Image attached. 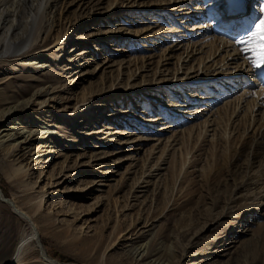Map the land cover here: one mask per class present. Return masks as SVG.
<instances>
[{"label":"rangeland","instance_id":"374dc122","mask_svg":"<svg viewBox=\"0 0 264 264\" xmlns=\"http://www.w3.org/2000/svg\"><path fill=\"white\" fill-rule=\"evenodd\" d=\"M215 1L51 0L42 13L43 0H33L36 21L23 5L15 35L21 48L33 47L3 58L11 63L0 66V89L12 96L50 87L48 105L20 117L30 128L42 114L41 128L51 132L19 148L16 158L0 147V188L6 200L33 211L34 194L26 195L24 184L36 183L34 193L46 186L33 219L60 264H264V143L259 149L255 141V131H264V105L253 117L248 109L263 97L255 84L261 69L245 71L232 48L207 59L221 42L212 31L222 8ZM254 2L250 11L264 7V0ZM225 25L222 34L230 32L252 57L244 27ZM26 55L34 60L24 62ZM239 70L234 86L224 84L231 95L222 97V88L211 106L190 108L188 116L198 109V119L180 124L174 116L177 126L168 119L145 131L158 109L180 105L182 95L210 93L206 85L186 86ZM148 99L156 103L150 114ZM239 100L243 108L235 111ZM26 228L0 201V256ZM146 244L148 254L136 260ZM30 245L22 264H43Z\"/></svg>","mask_w":264,"mask_h":264},{"label":"bare ground","instance_id":"6f19581e","mask_svg":"<svg viewBox=\"0 0 264 264\" xmlns=\"http://www.w3.org/2000/svg\"><path fill=\"white\" fill-rule=\"evenodd\" d=\"M50 1L51 0H43L42 2L43 5H41L42 13L43 12L46 13L48 9L47 7L51 5ZM226 1L227 0H216L215 1L218 3L217 5L222 6V8H221L220 16L216 20V24H215L216 29H213L212 31L214 32L216 37L218 36V39L217 38L216 39L218 41L220 40L221 42L217 46L218 49H216L215 53H211L207 59L211 58L212 56H216L218 51L221 50L222 48L226 50H228L229 48H232L231 51L236 55V57H240V59H243L242 63L247 64L245 71L246 69H248L249 72L255 71L253 70L254 61L256 59L255 51L251 52L253 54L252 57L245 58L244 52L236 46L237 44H234L232 43V41H230V36H229L230 32H228L227 34L226 33L222 34L223 27L221 28L220 26H224L225 24H226L225 26L229 25V27H227L226 29H229V31L234 29L237 32H240L241 29L244 27L243 31L244 32L247 31L248 36H249L251 32L255 30L256 24H258L261 19H264V7L262 6L260 9H255V10L253 9V11L252 10L250 11L249 9L250 7L256 8L255 2L254 0H246L247 5L245 8L243 6V9L239 11L240 12L239 16L236 19L235 18L231 19L228 17L227 10H225ZM4 2L6 3V5L0 10V66H6L11 63V61L4 60L3 58L9 59L15 56L20 57L21 55L24 54L20 52L24 51V49L26 51H29L33 47V45H30L27 48L26 47L21 48V44L23 43V40L21 39L20 36L15 35V33H17L20 28L19 16L23 11V8H22L23 5H27L26 6L27 8L25 11H31V13L33 14L32 21H36L35 19L36 13L34 9L33 0H5ZM232 9L235 10L234 8ZM51 14L54 15V11ZM261 15L262 17L259 18ZM205 16H207L208 18L210 16L209 12H207ZM9 23L10 25H8ZM37 37L38 38L36 39L39 40L40 35H38ZM250 45H251L250 49H252L254 45L252 43H250ZM225 53L227 55L226 60L228 59L229 61L235 60L232 58L233 53L231 54L229 51H226ZM32 57L33 55H26L25 57L22 58V60L26 63H29V62H32V60H34ZM204 62L200 61L199 65L201 66L202 63ZM226 65H228V62L224 66ZM260 69H261L259 72L260 74L258 73L259 76L257 77L258 78L257 81L255 80V84L258 83L259 85H262L264 87V67H261ZM236 73H240V70L229 73L230 76L223 78V79L218 78L219 76L215 78V76L211 75L210 77H213L211 79L203 80L200 83L198 82L197 84H191V85L186 86L187 88L186 92H189V91H200V90L203 91L204 86L202 85H206L207 86L206 88L210 91V93L207 92L206 94H203L200 96L199 92H194L193 94L194 97L191 100L188 99L184 95H182L181 97L179 96L180 97L179 101L181 102V104L180 105L176 104L175 106H168V107L165 106L163 108L158 109L159 114L157 116L153 117V119H150V120L147 119L149 120V121H146L148 127H144L145 131L146 129L147 130L149 129V126L150 127L153 126L155 122L156 123L158 121L165 122L168 119H171L170 121H173L171 122V124H175V126H177V122H174V118H175L174 116H177L176 120L180 121L181 122L180 124H182L185 120L190 121L192 117H194L195 120L198 119L200 116L199 115L200 112L198 111V109L196 110L197 112H195L194 114H190V116H188V113H190V108L195 107L193 106V105H196L195 103H207L208 104L206 105L207 107L211 106V104L213 103L212 101L218 100V97H215V93L219 92V89H222V88H225V90L220 91V93L223 92L222 97L223 96L228 97L229 95H231L230 93L232 90L230 91L229 89L227 90L228 92H226V85L224 84L227 82V83H231V85L234 86L233 82H236V80H238L236 78H238L239 76ZM5 83L7 84V82ZM180 87H185V86L181 84ZM7 93L8 92H6L5 90L0 89V147L7 148L9 152L8 154L16 158L19 154L17 150L19 148L23 149V147H27V145H30L34 138H39L40 140H42L48 137L49 139L51 128L47 126L44 128H41V126L43 125V123L41 122L43 121L42 114L39 115L38 120L35 123V126L30 127V128L27 127V123L23 120V118L20 117V115L23 112H28L29 110L33 109L35 106H47L48 101H49L48 96L51 95V91H50V87L47 88L45 86H42L40 88H36L32 90L28 94L21 90L15 91L12 96H8ZM261 96H263L261 100L258 101V99L256 98L253 104L251 105V108H248L252 111V114H251L252 117L254 116V113H256L255 112L256 108H260L264 105V91L258 95V97H261ZM153 97L154 96H152L151 99ZM151 99H148V100L151 102ZM193 99H196L197 101L193 102L194 101ZM240 100H239V104L236 107L235 111H240L243 108V106L240 107ZM154 104L156 103L151 102L150 103L151 108L149 109L146 108V111L144 113H146L148 110H149L148 111L149 114H150V111H154ZM43 110L44 108H42V111ZM83 111H85L84 115L87 117H90L92 115L89 112V109L87 108L84 109ZM206 126L207 124L205 123V127ZM209 126H210V123H208V127ZM169 127L172 128L173 125H169ZM159 134L162 135L164 133L159 132ZM255 134H256L255 136L256 137L255 138L256 148L260 149V147H262L264 143V131H262V129H258L255 131ZM43 141L44 140H42L41 142ZM52 152H54L53 147H52L51 153ZM255 156H258V155L254 153V157ZM16 171L18 173H23L25 171V167L20 166L16 169ZM249 182L251 181L249 180ZM36 185H37L36 183L24 184V187H25L24 192H26L25 194L26 195L34 194L33 196L30 197V200L32 201L31 205L33 209V211L30 210L32 211L31 213L30 211H26L23 208V206L17 202L15 198L6 200L2 192V189L0 188V201L4 205L6 206L8 205L13 210V212L21 219V221L26 224V227L29 228L28 231L26 230L28 228H26L23 231L13 251L5 252L0 256V264H22L26 259H28V257L30 256V253H32L31 247H30L32 240L35 244V247L39 249V253L43 260V264H60L58 261L52 259L47 254L46 249L43 246L42 241L40 239V236L37 230V224L34 222V219H33L34 214L38 213L43 208L46 196L48 194L46 191H44L46 186H44L42 192L34 193L33 190ZM147 254H148V244L144 245L140 249H137L134 252L133 256L136 260H141ZM152 264H155V262H153ZM157 264H163V263L157 262Z\"/></svg>","mask_w":264,"mask_h":264},{"label":"snow or ice","instance_id":"6c2138e0","mask_svg":"<svg viewBox=\"0 0 264 264\" xmlns=\"http://www.w3.org/2000/svg\"><path fill=\"white\" fill-rule=\"evenodd\" d=\"M245 41L242 40L241 43ZM247 42L252 43L254 47L251 49L256 53L254 67L260 69L264 67V19H261L255 26V30L247 37Z\"/></svg>","mask_w":264,"mask_h":264}]
</instances>
